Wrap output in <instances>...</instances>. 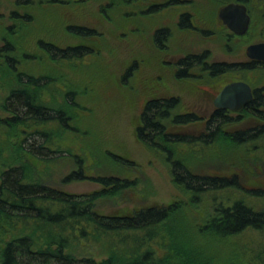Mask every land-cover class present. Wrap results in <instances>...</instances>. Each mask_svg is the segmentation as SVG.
Returning a JSON list of instances; mask_svg holds the SVG:
<instances>
[{
  "label": "trees",
  "instance_id": "obj_1",
  "mask_svg": "<svg viewBox=\"0 0 264 264\" xmlns=\"http://www.w3.org/2000/svg\"><path fill=\"white\" fill-rule=\"evenodd\" d=\"M135 1L155 4L147 5V14L157 13L163 8L159 4L161 0ZM34 3L53 7L58 6L60 1H13L15 9H25ZM171 5L175 3L168 6ZM10 17L22 25L32 23L27 14L18 15L12 11ZM13 26L6 28L9 41L5 37L0 46V78L4 79L0 82L7 88L0 105L4 114L0 116V264H204L195 261L192 252L200 256L204 254L206 264L214 258L213 255L215 258L221 257L217 259L218 264H264V209L255 210L246 203L247 199L264 201V188L244 189L237 176L228 179L198 175L172 151L181 146L217 148V140H221L239 149L245 147V151H261L264 158L262 89H255L253 100L241 111L257 119L260 124L235 132L225 131L224 127L238 122L240 118H232L222 110L216 111L208 119L206 132L197 136L167 131V125L184 127L202 119L191 113H175L178 100L173 97L152 98L144 102L139 125L135 128V138L146 148L164 156L169 165L171 182L184 190L191 209L198 208V217H195L193 224L190 225L183 218L182 201L139 209L125 216L99 215L93 210L98 199L130 188L134 183L113 176H87L83 161L77 155L70 158L76 168L61 181L88 179L99 184L102 187L100 191L73 195L33 179L35 171L29 159L41 164L61 160L63 155L52 146L55 142H61L57 133L71 130V117L66 108L50 106L44 102V95L48 91L51 99L53 95L73 109L77 108L76 92L51 75L33 76L18 69L21 58L22 61H29L34 57L22 49H16V43L9 39L8 35L10 38L15 36ZM192 27L193 18L188 15L179 18L178 28L190 30ZM64 31L83 40L96 35L93 29L77 25L64 26ZM169 35L167 29L154 30L153 44L163 50ZM34 46L54 64L79 63L93 53L89 46L81 43L59 47L43 39H35ZM203 60L195 56L177 60L175 78L189 79L191 72L202 67ZM255 65L213 64L203 67L202 72L209 73L213 78L219 74H246L257 70ZM129 69L126 70L127 74ZM51 126H54L53 129H49ZM253 152H247V155ZM110 158L126 164L116 155L111 154ZM228 193H232L234 198L225 196ZM204 203L212 207L215 213L206 217L201 224L197 222L205 216ZM177 224L181 228H177ZM193 230L199 237H204L207 244H225L220 246L217 253L211 254L205 251L208 247L206 243L195 245L193 251L176 240L177 235L191 239ZM85 241L104 249V257L94 259L91 256L73 255L70 249L78 242ZM224 247L227 249L225 253Z\"/></svg>",
  "mask_w": 264,
  "mask_h": 264
},
{
  "label": "rangeland",
  "instance_id": "obj_2",
  "mask_svg": "<svg viewBox=\"0 0 264 264\" xmlns=\"http://www.w3.org/2000/svg\"><path fill=\"white\" fill-rule=\"evenodd\" d=\"M13 1L0 0V46L3 44L2 39L7 38L6 28L15 25L12 30L15 36L10 38L8 35L9 39L17 44L16 49H22L34 57L29 61H22L21 58L18 69L33 76L51 75L76 92L77 108L73 109L53 95L51 99L48 91L44 95V102L50 106L66 108L71 117V130L57 133L61 142H55L52 146V149H57L63 155L61 160L53 164H41L29 159L35 171L33 179L73 195L100 191L102 187L88 179L61 181L76 168L70 158L77 155L83 161L87 176H113L134 183L130 188L98 199L93 209L97 214L125 216L139 209L182 201L183 218L190 225L193 224L198 208L191 209L184 190L171 182L169 165L164 156L146 148L135 138L139 114L148 99L176 98L178 106L175 113L195 114L202 120L184 127L167 125V131L197 136L206 132V123L212 111L211 101L226 83L242 79L253 88L264 91V67L246 74H225L215 78L200 71V68L191 72L193 77L186 80H177L174 76V63L178 59L189 54H202L206 50L209 51L208 62L245 61L247 44L264 41V0L249 2L252 21L250 32L241 41L231 39L229 44L223 38L225 29L217 20L220 4L211 0H181L174 6L164 5L154 14H147L149 2L135 0H59L58 6L47 7L34 3L25 9H15ZM165 1L161 0L160 3ZM12 11L18 15H29L32 23L22 25L14 21L10 17ZM182 13L192 15V29L178 28V15ZM67 25L91 28L96 35L87 40L76 38L64 31ZM162 27L170 34L163 50L158 49L152 41L153 31ZM206 30L213 34L206 36ZM35 39H43L59 47L81 43L89 46L93 53L79 63L54 64L35 48ZM0 80L3 82L4 79ZM6 89V85L0 82V105ZM239 114L240 120L224 127L225 131L247 130L260 124L252 116L242 112ZM3 115L0 109V116ZM230 116L236 118L237 114L231 113ZM216 144L217 148L203 149L175 146L172 151L198 175L228 179L237 176L244 189L264 188V158L261 151H245V147L239 149L221 140H217ZM247 152H253L255 157L247 155ZM111 154L124 159L126 164L112 160ZM223 196H219L220 199ZM225 196L234 198L232 193ZM246 203L255 210L264 209V201L247 199ZM203 207L205 216L197 222L201 224L206 217L215 213L206 203L202 204ZM179 226L177 224V228H181ZM176 240L192 250L195 245L208 242L195 231L191 233V239L177 235ZM224 244L217 243L218 246H215L208 243L205 251L217 253ZM223 250L224 253L227 251L225 247ZM70 251L77 257H104V249L92 242H78ZM191 254L195 261L206 264L204 254ZM213 256L207 264L219 263L217 259L221 257Z\"/></svg>",
  "mask_w": 264,
  "mask_h": 264
},
{
  "label": "water",
  "instance_id": "obj_3",
  "mask_svg": "<svg viewBox=\"0 0 264 264\" xmlns=\"http://www.w3.org/2000/svg\"><path fill=\"white\" fill-rule=\"evenodd\" d=\"M218 18L232 33L242 35L249 27V16L246 7L241 3H229L219 10ZM245 54L250 60L264 62V42L251 44L246 47ZM253 100L250 85L244 81L226 84L213 99L216 109L239 111Z\"/></svg>",
  "mask_w": 264,
  "mask_h": 264
},
{
  "label": "flooded vegetation",
  "instance_id": "obj_4",
  "mask_svg": "<svg viewBox=\"0 0 264 264\" xmlns=\"http://www.w3.org/2000/svg\"><path fill=\"white\" fill-rule=\"evenodd\" d=\"M213 3H217V4H220V6H219V9L218 10H220L221 8H223L224 6H226L227 4H229V3H241V4H243L245 7H246V12H247V14H248V16H249V27H248V30H247V32L246 33H244V34H242V35H236V34H234V33H232L230 30H228L227 29V27H225L223 24H222V21L218 18V13H219V11H218V13H217V20L221 23V25H222V27L225 29V31H223V38L225 39V42L227 43V44H229V42H230V40L231 39H233V40H235V39H237V40H242L244 37H247L248 36V34H249V32H250V28H251V26H252V21H251V14H250V6H249V2L251 1V0H229V1H227V0H211ZM178 2H182L181 0H167V1H165V2H161V3H159L160 5H162L163 7H165V6H168L170 3H175V4H178ZM185 2V1H184ZM186 2H189V1H186ZM151 5H155V4H151ZM150 5V6H151ZM165 5V6H164ZM149 7V6H148ZM184 15H188V17H191L192 18V15L191 14H189V13H182V14H179L178 15V21H179V18H181L182 16H184ZM178 21H177V26H178ZM193 28V27H192ZM158 29H166L165 27H162V28H158ZM207 32V33H206ZM206 32H204V34L206 35V36H208V35H211V34H213L212 33V31H208V30H206ZM209 33V34H208ZM260 42H264V41H259V42H252V43H249V42H247V43H249V44H247V46H249V45H251V44H255V43H260ZM246 43V42H245ZM246 46V47H247ZM245 50H246V48H245ZM186 56H195V57H198V59L200 60L201 58H202V60L204 59V57H207V59H205V60H203L202 62H201V64H202V67H200V71H203L204 70V68L203 67H205V66H212L213 64L214 65H232V64H236V65H242V64H247V63H254V64H256L255 66H257V69H260V68H263L264 67V62H262V61H257V60H250V59H248L247 58V56H246V54H245V56H246V60L245 61H241V62H235V63H231V62H208V60H209V51L208 50H206V51H204L202 54H196V53H194V54H189V55H186ZM186 56H184L183 58H181V59H184ZM179 60V59H178ZM177 62V61H176ZM176 62L174 63L175 64V66H176ZM209 76H210V74L209 73H207ZM222 75H225V74H222ZM174 76L176 77V74H174ZM192 75H190L189 74V77H191ZM219 76H221V74H219ZM193 77V76H192ZM211 77V76H210ZM235 81H243L242 79H236V80H233V81H231V82H235ZM231 82H229V83H231ZM244 82H246V81H244ZM247 83V82H246ZM226 84H228V83H226ZM249 84V83H248ZM250 85V84H249ZM225 86V85H224ZM250 87H251V89H252V92H253V96H254V91H255V89L256 88H253L251 85H250ZM222 89V88H221ZM220 89V90H221ZM261 90V89H260ZM217 95V94H216ZM215 95V96H216ZM215 96H214V98H215ZM213 98V99H214ZM213 99H212V101H211V105H212V111L210 112V115H209V117H211L216 111H218V110H222V111H225V112H227V115H229L230 116V114L231 113H236L237 114V117L236 118H238L239 116H241L239 113L248 105H246V106H244L241 110H239V111H230V110H224V109H216V108H214V106H213ZM231 117V116H230Z\"/></svg>",
  "mask_w": 264,
  "mask_h": 264
}]
</instances>
